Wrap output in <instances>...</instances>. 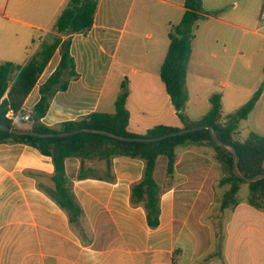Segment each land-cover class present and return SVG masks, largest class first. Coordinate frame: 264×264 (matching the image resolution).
<instances>
[{
  "label": "crops",
  "instance_id": "obj_1",
  "mask_svg": "<svg viewBox=\"0 0 264 264\" xmlns=\"http://www.w3.org/2000/svg\"><path fill=\"white\" fill-rule=\"evenodd\" d=\"M67 1L0 0V62L24 65L41 37L52 30ZM256 1L201 0L208 14L194 27L185 90L186 105L193 95L202 97L203 107L206 100L208 108L194 119L185 111L190 120L208 111L212 94H219L223 101L232 68L234 94L239 95L240 76L248 68L239 59L246 47L247 33L264 38L259 33L264 29L259 18L264 2L251 9L247 6ZM183 3L184 0H99L90 29L71 37L69 52L77 75L64 90L54 93L41 123L56 128L92 112L111 114L124 85L130 133L143 135L156 125L181 128L160 80L159 68L167 51L170 26L180 21ZM36 32L42 35L33 45ZM30 45V52H25ZM57 53L56 50L24 100V110L30 111L38 101L39 86L59 61ZM45 71L48 73L42 79ZM222 74L227 80H220ZM257 87L255 81L246 96ZM262 97L264 91L256 104ZM15 121L25 122L19 118ZM86 162L90 171L78 179L79 159L64 160L65 174L82 211V218L70 223L64 210L46 194L53 188L50 158L24 144H0V264H173V252L179 250L178 224L182 223L175 215L177 185L158 183V225L150 228L142 206L130 204V186L141 179L142 161L114 157L108 172L102 160ZM179 162H175L174 175L181 173L177 169ZM162 167L169 179L166 161ZM95 169L101 175H93Z\"/></svg>",
  "mask_w": 264,
  "mask_h": 264
},
{
  "label": "trees",
  "instance_id": "obj_2",
  "mask_svg": "<svg viewBox=\"0 0 264 264\" xmlns=\"http://www.w3.org/2000/svg\"><path fill=\"white\" fill-rule=\"evenodd\" d=\"M99 0H68L57 16L50 33L39 40L35 52L24 65L0 62V124L13 129H27L38 133H63L77 129H100L124 137H160L180 129L196 126H210L221 141L232 145L237 156V166L245 177L264 174V136L249 132L245 139L236 138L238 123L245 120L254 108L264 85H260L250 98L237 110L222 114L221 97L212 94L208 111L197 120H190L185 114L187 94L185 90L186 70L190 59L191 41L194 27L206 13L202 9L201 0H184V12L177 24L171 25L168 32V47L159 68L160 80L164 84L181 128L156 125L149 128L143 135L133 134L127 130L129 114L125 106L127 90L124 85L114 102L111 114L92 112L86 117L60 123L56 128L41 123L51 97L55 92L64 90L67 82L76 77L74 62L69 52L71 37L74 34L86 33L93 22ZM59 61L39 86V99L30 111L23 109V103L46 64L55 51ZM8 110L14 113L29 114L25 122L11 121L5 117ZM20 143L37 150L41 155L50 158L53 174L50 177L53 188L46 192L64 212L70 223H77L82 218V211L71 191V182L65 174L64 160L74 157L79 159L78 179L85 178L90 168L86 161H104L105 171L110 170L111 159L118 156L139 159L143 163L141 179L130 186V204L142 206L145 211L146 223L150 228L158 225L160 188L154 180L153 173L159 156L166 158V175L172 176L176 162L177 146L194 144L210 147L213 160L218 166L219 186H227L223 193L220 208L237 206L236 194L242 184L248 186L247 203L249 206L264 210V178L255 182H246L237 178L231 167V153L219 147L210 137L207 129H200L186 134L168 137L154 142H118L107 136L78 132L65 137L39 138L28 135H13L0 130V144ZM113 177L108 174V179ZM179 250H174L172 263L176 264Z\"/></svg>",
  "mask_w": 264,
  "mask_h": 264
},
{
  "label": "rangeland",
  "instance_id": "obj_3",
  "mask_svg": "<svg viewBox=\"0 0 264 264\" xmlns=\"http://www.w3.org/2000/svg\"><path fill=\"white\" fill-rule=\"evenodd\" d=\"M262 2L264 0L251 4L247 2V6L251 9ZM262 23L264 20H261ZM259 33L264 34V29H259ZM41 35L40 32L34 34L33 45ZM33 45L27 47L25 52L29 53ZM239 59L248 64V68L240 76V86L244 89L241 88L239 95L234 94L235 72L232 68L221 102L223 115L234 112L250 98L252 94L246 96V93L255 81H258V86L264 85V38L247 33L246 47L242 49ZM47 70L50 71L51 68ZM47 73L45 71L42 79ZM219 78L227 80L223 74ZM204 103L205 107L202 97L194 98L191 95L185 108L186 114L192 119L200 116L208 108V102L205 100ZM249 132L264 136V97L247 118L238 123L236 138L243 140ZM175 153L176 160L180 161L177 169H181V173L173 174L169 179L165 177L162 165L166 158L161 156L155 180L161 184L168 181L175 183L178 188L175 215L182 223L178 224L177 229L179 253L176 263L264 264V210L248 205L247 184H242L236 194L237 207L221 210L220 201L228 187L218 185L220 172L213 160V150L206 146L185 144L177 146ZM92 174L99 176L101 172L95 169Z\"/></svg>",
  "mask_w": 264,
  "mask_h": 264
},
{
  "label": "water",
  "instance_id": "obj_4",
  "mask_svg": "<svg viewBox=\"0 0 264 264\" xmlns=\"http://www.w3.org/2000/svg\"><path fill=\"white\" fill-rule=\"evenodd\" d=\"M200 129H207L209 131L210 137L212 138V140L215 142L217 146L223 147L227 149L228 151H230L232 172L237 178L244 180L246 182H255L259 179L264 178V174H258L253 177H245L244 175H242L237 166V156H236L235 148L232 145L227 144L221 141L220 139H218L214 133V130L210 126H196V127H191L187 129H180L178 131H175V132H172V133L160 136V137L145 138V137H124V136L116 135L112 132H108V131H104L100 129H88V128H82V129H77L71 132H63V133H56V134L38 133V132H33L27 129H13L8 126L0 124V130L13 134V135H28V136H34V137H39V138H46V137H54V136L65 137V136H69L71 134H75L78 132H84V133H93V134L107 136L118 142H154V141L162 140L168 137L182 135V134H186V133L200 130Z\"/></svg>",
  "mask_w": 264,
  "mask_h": 264
},
{
  "label": "built area",
  "instance_id": "obj_5",
  "mask_svg": "<svg viewBox=\"0 0 264 264\" xmlns=\"http://www.w3.org/2000/svg\"><path fill=\"white\" fill-rule=\"evenodd\" d=\"M259 18L264 20V11H261L259 14ZM5 117L10 119L11 121H15L17 118H19L22 121H28L29 120V114H19V113H14L12 110H8L5 114Z\"/></svg>",
  "mask_w": 264,
  "mask_h": 264
}]
</instances>
